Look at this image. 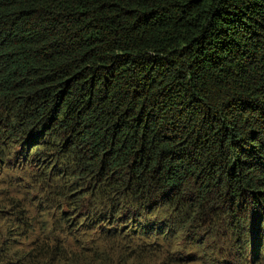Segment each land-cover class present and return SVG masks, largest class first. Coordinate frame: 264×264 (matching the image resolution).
Returning <instances> with one entry per match:
<instances>
[{"label": "trees", "instance_id": "16d2710c", "mask_svg": "<svg viewBox=\"0 0 264 264\" xmlns=\"http://www.w3.org/2000/svg\"><path fill=\"white\" fill-rule=\"evenodd\" d=\"M1 181L0 264H264V0H0Z\"/></svg>", "mask_w": 264, "mask_h": 264}, {"label": "rangeland", "instance_id": "374dc122", "mask_svg": "<svg viewBox=\"0 0 264 264\" xmlns=\"http://www.w3.org/2000/svg\"><path fill=\"white\" fill-rule=\"evenodd\" d=\"M9 172H12L13 175H14L13 177H15V176H17V175H20L19 172H23V171L18 170L17 168H8V169H3L1 175H3L5 178H7V176H9ZM13 177H12V178H13ZM3 179H4V178H3ZM3 181H5V180H3ZM3 181L0 182V185H1V183H2Z\"/></svg>", "mask_w": 264, "mask_h": 264}]
</instances>
